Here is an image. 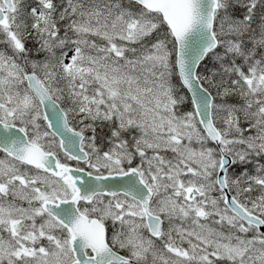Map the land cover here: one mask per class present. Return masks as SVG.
Wrapping results in <instances>:
<instances>
[{
	"label": "snow or ice",
	"instance_id": "6c2138e0",
	"mask_svg": "<svg viewBox=\"0 0 264 264\" xmlns=\"http://www.w3.org/2000/svg\"><path fill=\"white\" fill-rule=\"evenodd\" d=\"M0 264H264V0H0Z\"/></svg>",
	"mask_w": 264,
	"mask_h": 264
}]
</instances>
